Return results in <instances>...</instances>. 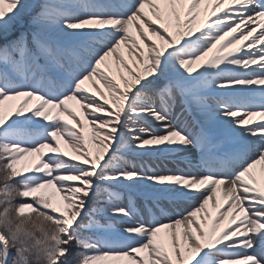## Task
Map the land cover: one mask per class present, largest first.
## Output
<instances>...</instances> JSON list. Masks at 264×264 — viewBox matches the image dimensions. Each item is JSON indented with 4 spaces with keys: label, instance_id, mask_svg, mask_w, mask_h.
Listing matches in <instances>:
<instances>
[{
    "label": "snow or ice",
    "instance_id": "1",
    "mask_svg": "<svg viewBox=\"0 0 264 264\" xmlns=\"http://www.w3.org/2000/svg\"><path fill=\"white\" fill-rule=\"evenodd\" d=\"M122 46L136 52V70ZM255 85L264 86V0H0V264H264ZM177 94L206 127L170 122ZM88 125L115 152L166 142L199 160L167 174L121 167L116 154L101 163ZM61 140L77 155L65 159ZM110 185L152 206L141 215ZM179 202L188 207L168 209Z\"/></svg>",
    "mask_w": 264,
    "mask_h": 264
},
{
    "label": "rangeland",
    "instance_id": "2",
    "mask_svg": "<svg viewBox=\"0 0 264 264\" xmlns=\"http://www.w3.org/2000/svg\"><path fill=\"white\" fill-rule=\"evenodd\" d=\"M200 23H201V20H197L196 23L193 25V31L194 32H196V29L199 28ZM213 27H215V25H213ZM196 34H198V32ZM128 48L129 47H127L126 49H128ZM226 50H229V49H225V51ZM121 52L123 53L124 59L133 68V70H136L138 65H137V63L133 62V58H135L137 56V54L135 56V53H134L135 51L130 49V51H128V52H124V51H121ZM130 53H131V55H130ZM109 63L111 64L113 71L115 73V68H116L115 57H110ZM200 64H201V62H197L196 64L193 65V68L195 69L197 67L195 65H198V69H199ZM125 76H127V72H125ZM117 79H119L118 74H117ZM129 79H130V77H129ZM86 87H89V89L92 90V85L90 82L86 83ZM19 102H20L19 100H15V101H8L6 103H8L9 105H12L14 107ZM35 103H36V101L30 102L28 107H32ZM69 107L74 109L77 112V118L78 119H82L81 113L83 110H81L79 108V105H77L74 101H72V102H69ZM155 107L157 109L160 108L159 101L156 102ZM176 115H179V118H181V119H183L182 117H186L188 119H191L192 117H196L197 119H199L204 124L203 119L197 114L194 107H191L190 105H182L181 98L178 95L176 97L175 105L172 107V109L170 111L169 120L172 124L178 125L179 127H181L180 124H177L178 120L171 118V116L175 117ZM180 116H182V117H180ZM66 118H67V116H66ZM254 119L258 120L259 118L256 117ZM69 122L73 123L71 120ZM149 126L152 128H162L163 127L162 123H160V122H152ZM93 130H94V128L92 125H88V127L85 129V131L87 132L88 137H89L88 148L91 151L93 157H95L101 151L103 152V155L101 158V163H103L106 159H108V157L110 155L116 154L118 156H122L124 158V160L128 161L127 164H125L123 161H121L120 162L121 167H131L133 165L136 166L137 168H140L141 166H143L144 168L151 167L152 169H154L156 171H160L162 174H167L169 169H166L164 167H167V165H171V166H175V167L182 169L183 168L182 166H184L183 161L186 158L189 159L188 158V156H189L188 151H175V152H173V151L163 150V149H170V148L179 149L182 147L179 144L167 145L166 142H165V144H161V145L146 146V148L152 149L151 151H144V150L138 149L137 151L133 152V151L121 149L119 152H115V148L118 147V145L116 144V141L109 140V141H105L103 145L99 144L98 141L93 139V137H92V131ZM161 134H165V133L161 132ZM61 148H62V151H65L68 153V155L65 157V159H70L72 156L77 155L76 153H73L71 151V149L68 148V146L64 143L63 140H61ZM49 154H51V153H49ZM76 162H78V160ZM105 187H109V185H105ZM110 187L112 188V190L118 191L121 193V195L123 197L122 200L119 201L121 204L127 205L129 202V196H133V199L135 200V203H136V207L138 208V210H140L141 215H146L147 208L152 206L150 204H146V201L143 197L135 195L134 194L135 190H133V189H129V188H126V187L120 186V185H110ZM57 200L59 201V197H57ZM60 202L62 203V201H60ZM186 207H188L187 202H179L178 206L171 204V203L168 204V209H170V210L174 209L175 211H181V210H183V208H186ZM165 222H167V221H165ZM210 224H211V221H209V226H210ZM193 264H194V262H193Z\"/></svg>",
    "mask_w": 264,
    "mask_h": 264
},
{
    "label": "bare ground",
    "instance_id": "3",
    "mask_svg": "<svg viewBox=\"0 0 264 264\" xmlns=\"http://www.w3.org/2000/svg\"><path fill=\"white\" fill-rule=\"evenodd\" d=\"M208 11L209 12H211V6L209 5V8H208ZM205 19V17H204V15H203V13L201 14V16L197 19V20H204ZM214 19V18H213ZM210 23H211V21H209ZM158 43L160 42V41H157ZM222 43H224V41H221V42H218V45L219 44H222ZM248 43V41H241V44H243V45H246ZM127 48V46H122V48H121V51H124V52H128V51H130V48H128V49H126ZM128 50V51H127ZM227 51V50H226ZM135 53V56H136V52H134ZM133 53V54H134ZM195 66H197L195 69H198V65H195ZM253 67H255L254 65H253ZM256 86H260V88L261 87H264V86H261V85H256ZM260 88H258V90L260 89ZM178 95V94H177ZM179 96V95H178ZM226 146H227V144L226 143H224V145L221 147V149H226ZM26 159V161H31L32 160V157H26L25 158ZM172 166L171 165H167V167H164V168H166V169H169V170H172V168H171ZM199 171V170H198ZM211 203L212 202H210L209 203V208H210V210L213 212V214L215 213V210L214 209H211Z\"/></svg>",
    "mask_w": 264,
    "mask_h": 264
}]
</instances>
